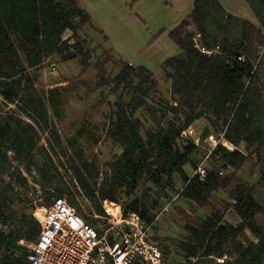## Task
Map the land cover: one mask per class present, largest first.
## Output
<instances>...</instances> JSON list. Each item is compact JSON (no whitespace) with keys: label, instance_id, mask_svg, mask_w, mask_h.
<instances>
[{"label":"trees","instance_id":"obj_1","mask_svg":"<svg viewBox=\"0 0 264 264\" xmlns=\"http://www.w3.org/2000/svg\"><path fill=\"white\" fill-rule=\"evenodd\" d=\"M246 1L260 21L261 28L250 20H242L249 29L243 33V39L247 41L245 47L242 46L243 41L230 47L219 41L217 34L210 30V21L221 25L224 17L239 19L227 12L222 4L211 10L209 5L214 0H195L191 14L172 29L170 36L182 52L168 58L165 66L173 70L169 73L174 94L170 107L173 111L181 110L185 116L183 122L171 118L167 125L153 124L143 133L144 122L135 116V112L146 105V89L156 86L157 80L144 68L148 76L134 85L129 77L135 67L123 62L115 83L118 87L127 84L133 96L129 101L115 103L107 132L108 138L120 145L123 152L108 164L110 174L100 185L99 172L89 165L79 177L83 193L96 199L100 213L104 212L102 200H107L106 205L117 204L112 199L116 198L118 190L124 189L130 195L141 180H147L155 188L166 191L173 188L177 175L184 182L180 196L200 207L208 206L213 193L226 189L231 181L212 170L201 177L195 174L199 165L192 175L187 172L186 167L192 163L191 156L199 146L183 139L181 134L202 117H207L220 130L219 133H224L226 141L234 146L244 142L249 150L261 155L264 124L260 123V115L253 107L255 102L250 94L257 74L252 63L255 41L264 44V0ZM91 25L89 13L77 0H0V95L6 103L16 104L31 120L23 122L15 112L0 118V176L11 167L9 152H13L16 159H27L29 168L35 166L45 174L44 167L36 163L32 152L40 140L41 130L52 128L46 102L35 90L36 76L31 71L38 69L53 52H67V60L75 59L77 55L69 49L73 47L75 50L85 41L78 37V33ZM67 31L73 32L72 37L78 40L76 44L71 45V38H64ZM241 57L245 61H241ZM146 83L149 86L145 89ZM148 110L155 114L152 108ZM214 151L234 169H240L249 156L239 149L230 150L223 145ZM21 180L27 181L24 177ZM10 188L12 184L8 182L0 203V223L7 227L0 229V264H29L31 249L27 244L37 241L41 225L32 213L23 212L19 219L16 217L7 204ZM229 196L241 221L237 225L225 224L223 213L213 209L197 223L187 225L197 239L202 236L207 240L204 250L194 240H182L180 249L188 259L213 256L216 264H221L217 258L227 256L222 264H264V227L257 223V216L263 212L262 204L242 182L236 183ZM148 200L149 193L145 191L141 198L135 197L130 204V210L139 213L146 224L156 218V205L150 206ZM67 202L75 206L72 197ZM81 215L93 225L86 215ZM245 228L255 235L256 242L243 244L239 241ZM22 241L26 244H21Z\"/></svg>","mask_w":264,"mask_h":264},{"label":"rangeland","instance_id":"obj_2","mask_svg":"<svg viewBox=\"0 0 264 264\" xmlns=\"http://www.w3.org/2000/svg\"><path fill=\"white\" fill-rule=\"evenodd\" d=\"M77 1L91 15L96 30L87 26L78 33V37L85 41L75 50L70 47L69 51L77 55L75 59L67 60V52H53L38 69L31 71L36 76L35 90L46 102L52 128L41 130L40 140L32 152L36 163L44 167L45 174H41L35 166L29 168L27 159H16L15 154L9 152L11 167L0 176V203L8 182L12 188L8 189L7 204L18 219L23 212L35 216L37 208L50 205L54 198L60 196L68 201L72 197L74 207L102 232L107 227L105 220L108 217L103 205L105 199L102 200L104 212L100 213L96 199L83 193L79 177L85 172V166L89 165L99 172L100 185L110 174L108 164L123 152L120 145L108 138L107 132L114 116L115 103L129 101L133 93L127 84L116 86L115 77L123 68V62H127L135 67L129 77L134 85L148 76L144 68L157 80V85L150 89H146L149 84H145L146 105L135 112V116L144 122L143 133L153 124L160 127L167 125L171 118L183 122L185 116L181 110L173 111L170 107L174 94L169 73L173 70L165 66V61L181 52L170 33L191 14L195 0ZM218 4H222L227 12L239 19L224 17L221 25L210 21V30L217 34L219 41L230 47L242 41L245 47L247 41L243 39V33L249 29L242 20H250L261 28L252 8L246 0H214L209 7L214 10ZM72 36L70 31L64 34V38H71L70 44L74 45L78 40ZM255 43L252 63L257 74L252 81L250 95L255 102L253 107L260 115V123L264 124V44ZM14 112L23 122H31L16 104L6 103L0 95V118ZM193 126L202 135L205 132H220L207 117L196 120ZM235 149L249 155L240 169L226 165L222 155L209 151L205 143L192 154V163L186 167L190 175L197 165H204L207 171L212 170L231 181L226 189L213 193L211 203L206 207H200L180 196L184 182L179 175L175 177L173 188L166 191L155 188L147 180H141L136 191L130 195L124 189L118 190L116 198L112 199L117 204L106 207L113 217L115 215L118 218V203L124 214H127L131 212L132 200L141 198L148 191L149 205H156V218L148 224L151 239L163 249L165 264H216L213 256L200 260L188 259L180 249L179 242L194 240L204 250L207 240L202 236L197 239L187 225L197 223L200 218L211 214L213 209L223 213L222 221L225 224L237 225L241 221L231 205L234 201L229 196L237 182L245 184L262 204L263 212L257 216V223L264 227V145L260 148L261 155L249 150L244 142L232 150ZM23 177L26 183L21 180ZM0 229L5 230L7 227L0 223ZM239 241L247 244L256 242L257 238L245 228ZM21 244L26 243L22 241ZM27 245L30 248L31 244Z\"/></svg>","mask_w":264,"mask_h":264},{"label":"built area","instance_id":"obj_3","mask_svg":"<svg viewBox=\"0 0 264 264\" xmlns=\"http://www.w3.org/2000/svg\"><path fill=\"white\" fill-rule=\"evenodd\" d=\"M240 60L245 61L242 57ZM181 136L197 146L205 143L209 151L219 145L234 148L224 133L202 135L194 126L186 128ZM206 171L204 165H199L195 174L204 177ZM106 201L107 227L102 232L64 198H54L50 205L37 208L35 216L41 230L37 241L30 245L29 264H165L161 248L151 239L150 225L141 215L133 211L124 214L118 203L121 216L115 218ZM226 257L217 258V262L224 263Z\"/></svg>","mask_w":264,"mask_h":264},{"label":"crops","instance_id":"obj_4","mask_svg":"<svg viewBox=\"0 0 264 264\" xmlns=\"http://www.w3.org/2000/svg\"><path fill=\"white\" fill-rule=\"evenodd\" d=\"M79 3V2H78ZM90 15V14H89ZM90 17H91V15H90ZM91 28H93V30L95 31L96 30V28H95V25L93 24V22H92V17H91ZM70 33H71V35L73 34V32L72 31H70ZM181 52H182V50H181ZM180 52V53H181Z\"/></svg>","mask_w":264,"mask_h":264},{"label":"bare ground","instance_id":"obj_5","mask_svg":"<svg viewBox=\"0 0 264 264\" xmlns=\"http://www.w3.org/2000/svg\"><path fill=\"white\" fill-rule=\"evenodd\" d=\"M119 212H120V216H121V211H120V208H119ZM111 213V212H110ZM37 214L40 216V211L37 212ZM114 215V214H113ZM115 218H117L115 215H114ZM120 218V217H118Z\"/></svg>","mask_w":264,"mask_h":264}]
</instances>
